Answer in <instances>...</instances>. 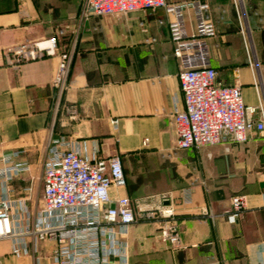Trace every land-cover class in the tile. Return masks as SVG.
I'll use <instances>...</instances> for the list:
<instances>
[{"label": "crops", "instance_id": "crops-1", "mask_svg": "<svg viewBox=\"0 0 264 264\" xmlns=\"http://www.w3.org/2000/svg\"><path fill=\"white\" fill-rule=\"evenodd\" d=\"M184 1L192 0H168ZM82 2L0 0V157L22 151L14 162L29 165L25 177L11 182L12 199L26 197L32 210L39 207L34 174L51 138L77 139L89 147L96 142L98 157L123 158L129 188L135 187L132 193L125 189L124 196H131L137 211L171 205L172 221L181 231L183 248L176 250L160 238L171 220L135 224L128 237L130 264H264L263 139L176 150L174 113L184 109V100L170 33L158 24L171 20L164 9L83 22L69 87L59 104L53 87L59 57L13 60L14 48L47 39L60 28L74 42ZM243 2V24L233 0L203 2L215 33L206 42L217 81L240 86L245 105L257 107L264 101V0ZM184 18L187 31L194 32L195 12L186 10ZM242 25L248 28L245 37ZM152 37L157 43L148 44ZM70 47L73 43L63 40L60 52ZM250 116L257 119L258 113ZM188 188L190 205L183 201ZM237 193L247 196L248 209L231 225L224 214ZM163 196L171 202H162ZM51 249L45 244L40 255L48 257ZM34 257L13 256L11 242L0 240V264H35Z\"/></svg>", "mask_w": 264, "mask_h": 264}, {"label": "built area", "instance_id": "built-area-1", "mask_svg": "<svg viewBox=\"0 0 264 264\" xmlns=\"http://www.w3.org/2000/svg\"><path fill=\"white\" fill-rule=\"evenodd\" d=\"M204 1L207 0L171 4L168 0H83L72 48L60 52L62 38L67 35V30L60 28L47 39L20 44L11 54L17 62L59 57L53 80L59 104L69 87L77 35L83 22L125 16L141 9H164L171 20L160 19L158 24L170 33L184 100V109L174 113L176 150L244 144L255 137L264 140V101L261 99L257 107H247L240 86H223L217 81L206 42L215 33L207 22L209 7ZM233 1L243 24L244 0ZM186 10L195 12L197 28L192 33L186 29ZM241 31L247 36V27L242 25ZM147 43H157V38H149ZM255 65L250 62L252 68ZM256 113L258 118L253 119L250 115ZM112 124L116 127L118 121ZM22 153L0 157V240L11 242L15 257L35 255V264H44L45 259L50 264H130L128 237L132 226L156 218L174 220L171 205L138 212L129 196L112 197L111 189L127 187L121 157L100 158L96 142L89 147L86 142L64 137L50 140L42 166L41 203L32 210L28 198L12 199L11 182L29 171L26 161L14 162ZM183 201L192 203L191 188L183 191ZM162 202L171 201L163 196ZM247 209V196L234 195L224 217L236 225ZM160 238L172 249L183 248L180 228L173 221L163 225ZM45 244L52 245L48 257L40 255Z\"/></svg>", "mask_w": 264, "mask_h": 264}, {"label": "rangeland", "instance_id": "rangeland-1", "mask_svg": "<svg viewBox=\"0 0 264 264\" xmlns=\"http://www.w3.org/2000/svg\"><path fill=\"white\" fill-rule=\"evenodd\" d=\"M83 6V2H82V5L80 6V8ZM78 38H77V42L79 40V36H80V33L78 32ZM201 150H206L205 148L201 149ZM39 169L36 170V174H34V177L36 178V187L34 188V195H33V198L34 200H36V203L38 205H40L41 203V197H42V190H43V184H42V179H41V171H42V168L41 166L38 167ZM257 168V167H256ZM260 170V169H257V171ZM25 177L26 175H22V177ZM124 192H125V189H119L118 191L116 189H111L110 190V194L112 197H116V196H124ZM32 205V204H31ZM31 208V206H30Z\"/></svg>", "mask_w": 264, "mask_h": 264}, {"label": "trees", "instance_id": "trees-1", "mask_svg": "<svg viewBox=\"0 0 264 264\" xmlns=\"http://www.w3.org/2000/svg\"><path fill=\"white\" fill-rule=\"evenodd\" d=\"M63 40H64L65 42H67V43H68V42H69V43H72V38H70L69 35H66L65 37H63V38H62V41H63ZM263 142H264V140H263ZM193 151H194V150H193ZM121 160H122V165H123L124 172H125L126 179H127V173H126V169H125V165H124V160H123L122 157H121ZM128 188H129V185H128V181H127V187H126V189H128ZM134 188H135V187H134ZM134 188L130 186L129 190H130L131 193L134 191ZM234 195H240V194L237 193V194H234ZM234 195H233V196H234ZM127 196H129V197L131 198L130 195H127ZM233 196H232V197H233ZM232 197H231V198H232ZM231 198H230V200H231ZM131 199H132V198H131Z\"/></svg>", "mask_w": 264, "mask_h": 264}]
</instances>
